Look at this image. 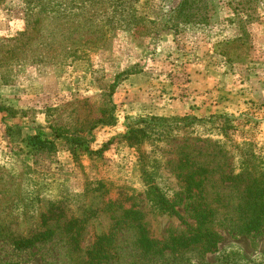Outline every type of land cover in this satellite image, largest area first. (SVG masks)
Returning <instances> with one entry per match:
<instances>
[{
  "label": "rangeland",
  "instance_id": "rangeland-1",
  "mask_svg": "<svg viewBox=\"0 0 264 264\" xmlns=\"http://www.w3.org/2000/svg\"><path fill=\"white\" fill-rule=\"evenodd\" d=\"M251 1L207 0L206 25L174 31L180 0H0V107L11 113H0V264H99L112 245L108 264H264V224L244 233L239 215L248 182L264 179V0ZM194 67L218 80L210 107L161 114L160 100L172 110L188 98ZM116 80L115 94L139 88L131 99L147 113L109 96ZM113 105L118 123L104 127ZM151 117L163 120L124 141L128 119ZM7 130L81 133L93 154L75 157L60 138L36 159ZM208 204L218 251L173 253L209 221ZM47 227V242L16 244ZM140 234L163 255H146Z\"/></svg>",
  "mask_w": 264,
  "mask_h": 264
},
{
  "label": "trees",
  "instance_id": "trees-1",
  "mask_svg": "<svg viewBox=\"0 0 264 264\" xmlns=\"http://www.w3.org/2000/svg\"><path fill=\"white\" fill-rule=\"evenodd\" d=\"M248 3H252L251 0H248ZM210 8L207 6V0H180V4L174 13L171 16L172 25L171 29L176 31L177 26L179 25H189L193 26V28H197L200 26H204L207 23V19L199 20L200 15H207L210 12ZM247 18H251V16H247ZM241 21H247L241 19ZM120 82L118 80L111 86L109 90V96L112 98L119 87ZM117 108L115 105L112 106L111 110L109 111L108 117L101 121L104 127H114L118 123V115L116 114ZM0 113H7L11 115L10 110L4 107H0ZM162 118L159 117H151V118H143L137 119L136 122L132 121L131 119L127 120V130L128 133L123 137L124 141L129 143L130 146H135L134 141L137 140L138 142L143 138L145 135V127L150 126V122L152 121H162ZM183 120V119H181ZM168 121V120H164ZM195 121V120H193ZM136 123V129L133 126ZM95 127V126H94ZM16 132L18 135L17 142L23 143L26 142L29 148L32 149L33 155L41 157L43 155H55L58 152L57 143L56 141L60 138H63L66 141L67 148L69 151L77 157L79 154V150H83L85 153L89 152L91 155L93 154L90 151L89 143L87 142L86 137H82L81 133H73L69 137H60L57 135L54 138L43 136L42 134L36 133L31 135L25 141L22 137V130H7V135L9 137H13V133ZM111 142H109L110 144ZM108 149V145H105L101 150L96 151L94 154L100 156ZM191 163V162H190ZM208 173L206 169L204 174ZM193 176V174L191 175ZM264 180V179H263ZM261 181V176L259 178H255L248 182V185L243 193L244 198L243 202L240 205V219L242 221V229L244 233L251 234L258 232L262 225L264 224V181ZM150 193L156 199L157 203L164 209H172L168 204L165 196L161 193L160 189L150 184ZM205 185L202 186L201 191ZM200 191V193H202ZM208 208L206 212L209 215V221L206 223H202L198 231L193 232L190 236L184 235L183 239L181 240L184 245H181V241L179 244L170 247L169 249L174 251L173 253H183L187 252L191 249L200 248L204 254L208 253H215L218 251V246L220 243V237L217 233L213 230V222H214V212L211 209V206L208 204ZM173 211V209H172ZM1 233V232H0ZM55 231L52 230V227H47L45 230H40L36 235H32L33 240L23 242L18 241L16 244L19 248H34L38 243H45L54 235ZM193 235V236H192ZM148 236L146 234H140V238L138 241L139 248L146 254V255H155V254H162L159 253V248L154 245V243H147ZM110 249V250H109ZM155 253V254H153ZM156 256V255H155ZM103 260L99 261V264H108L111 259L117 258L115 253V246H108L106 247V251H102ZM87 264H93L92 262H87Z\"/></svg>",
  "mask_w": 264,
  "mask_h": 264
},
{
  "label": "crops",
  "instance_id": "crops-1",
  "mask_svg": "<svg viewBox=\"0 0 264 264\" xmlns=\"http://www.w3.org/2000/svg\"><path fill=\"white\" fill-rule=\"evenodd\" d=\"M196 67L192 69L191 76H192V83L190 85V91L189 96L187 99H179L175 102L174 108L171 110L169 105H165L166 102L160 100L159 111L163 110L165 113L161 112L163 115H175V114H185L188 110H190L191 104L193 103L192 100L195 101L197 104H203V107L201 109V112H204L207 107H210V104L213 102V100L216 98V88L218 87V80L215 77L212 76H206L204 73H197L195 72ZM147 87V86H146ZM135 90H139L138 87L129 89L128 91H122L121 93H116L115 97H118L120 102L125 103L124 108L127 109L126 113L130 115H137L145 112V106L143 102H141V98L131 99V93H133ZM129 92V94L127 93ZM130 99H127L126 97H129ZM165 106V107H164ZM167 106V107H166ZM173 107V106H172ZM200 112V113H201Z\"/></svg>",
  "mask_w": 264,
  "mask_h": 264
}]
</instances>
